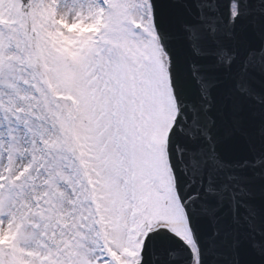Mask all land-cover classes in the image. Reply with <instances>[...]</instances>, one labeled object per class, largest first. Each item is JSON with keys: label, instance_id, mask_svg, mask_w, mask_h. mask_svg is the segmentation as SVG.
Masks as SVG:
<instances>
[{"label": "snow or ice", "instance_id": "6c2138e0", "mask_svg": "<svg viewBox=\"0 0 264 264\" xmlns=\"http://www.w3.org/2000/svg\"><path fill=\"white\" fill-rule=\"evenodd\" d=\"M0 264H264V0H0Z\"/></svg>", "mask_w": 264, "mask_h": 264}]
</instances>
